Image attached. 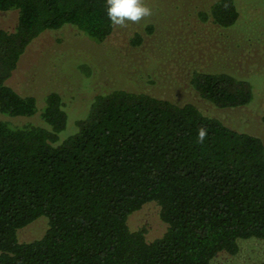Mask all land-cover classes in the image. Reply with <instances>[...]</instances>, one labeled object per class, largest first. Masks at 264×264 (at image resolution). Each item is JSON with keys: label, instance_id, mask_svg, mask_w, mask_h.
I'll return each instance as SVG.
<instances>
[{"label": "trees", "instance_id": "trees-1", "mask_svg": "<svg viewBox=\"0 0 264 264\" xmlns=\"http://www.w3.org/2000/svg\"><path fill=\"white\" fill-rule=\"evenodd\" d=\"M143 3L152 15L136 24L132 45L156 62L172 59L218 108L253 100L255 74H241L232 60L264 45V0ZM8 10L18 16L12 30L0 27V264H210L220 252L235 254L239 239L264 241L259 136L190 102L114 88L94 95L60 139L69 115L61 95L51 91L39 106L8 79L45 30L71 24L103 42L118 27L106 0H0ZM37 113L40 123L9 118ZM151 201L166 229L147 240L127 219ZM40 217L43 234L19 241V229Z\"/></svg>", "mask_w": 264, "mask_h": 264}, {"label": "rangeland", "instance_id": "rangeland-1", "mask_svg": "<svg viewBox=\"0 0 264 264\" xmlns=\"http://www.w3.org/2000/svg\"><path fill=\"white\" fill-rule=\"evenodd\" d=\"M17 16V10L0 11V27L12 30ZM173 21L169 24L171 27ZM131 27L115 29L103 42H95L71 24L45 30L28 45L7 83L22 95H34L39 106L49 92L56 91L61 95L69 115L65 129L59 134L60 139L69 135L76 118L86 114L94 95L124 88L145 91L178 104L193 103L204 114L218 117L233 129L257 135L264 142V45L255 53L247 54L242 50L244 54L237 63L232 60L239 71L244 70L241 74H255L251 80L253 100L244 106L218 108L191 87L182 68L172 59L156 62L153 55L145 56L147 47L132 45L129 35L136 24L131 23ZM1 117L4 116L0 113ZM9 118L15 123L42 122L38 113ZM127 223L131 230L144 228L147 240L161 236L166 229L159 217V207L153 201L132 212ZM45 228L46 221L40 217L19 229L18 240L38 238ZM238 245L235 254L220 252L210 264H259L264 261V241L239 239Z\"/></svg>", "mask_w": 264, "mask_h": 264}, {"label": "clouds", "instance_id": "clouds-1", "mask_svg": "<svg viewBox=\"0 0 264 264\" xmlns=\"http://www.w3.org/2000/svg\"><path fill=\"white\" fill-rule=\"evenodd\" d=\"M106 12L111 26L118 28L138 24L152 15V9L143 0H106ZM207 134V129L201 126L197 130V141L203 143Z\"/></svg>", "mask_w": 264, "mask_h": 264}]
</instances>
